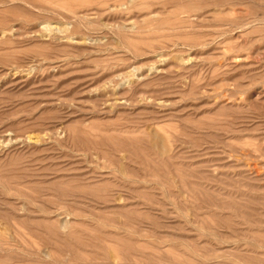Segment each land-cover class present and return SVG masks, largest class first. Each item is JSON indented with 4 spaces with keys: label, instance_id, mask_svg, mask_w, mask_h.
<instances>
[{
    "label": "rangeland",
    "instance_id": "rangeland-1",
    "mask_svg": "<svg viewBox=\"0 0 264 264\" xmlns=\"http://www.w3.org/2000/svg\"><path fill=\"white\" fill-rule=\"evenodd\" d=\"M0 264H264V0H0Z\"/></svg>",
    "mask_w": 264,
    "mask_h": 264
},
{
    "label": "bare ground",
    "instance_id": "bare-ground-1",
    "mask_svg": "<svg viewBox=\"0 0 264 264\" xmlns=\"http://www.w3.org/2000/svg\"><path fill=\"white\" fill-rule=\"evenodd\" d=\"M57 3V2H56ZM56 5V4H55ZM51 6V5H50ZM61 6H62V4H61ZM57 7V6H56ZM69 7V6H68ZM59 8V7H58ZM69 8H71V6L69 7ZM63 9H65V8H63ZM57 10V9H56ZM70 12V11H69ZM75 14V13H74ZM79 18V17H78ZM175 22V21H174ZM150 23V22H149ZM152 23V22H151ZM46 25V24H45ZM65 25V24H64ZM62 26V25H61ZM50 27V26H49ZM69 27V26H68ZM147 27V26H146ZM57 28V27H56ZM66 28V27H65ZM147 29H148V27H147ZM67 30V29H66ZM43 31V30H42ZM152 33V32H151ZM155 33V32H154ZM56 35V34H55ZM140 35V34H139ZM48 36H49V34H48ZM137 39V38H136ZM66 40V39H65ZM70 41V40H69ZM129 44V43H128ZM139 50V49H138ZM154 68V67H153ZM128 75V74H127ZM126 76V75H125ZM125 81V80H124ZM31 142H32V140H31ZM6 143V142H5ZM2 152V151H1ZM6 180V179H5ZM258 239V238H257ZM34 253V252H33ZM57 255V254H56ZM173 259V258H172ZM248 260V259H247ZM164 261V260H163ZM191 262V261H190Z\"/></svg>",
    "mask_w": 264,
    "mask_h": 264
}]
</instances>
